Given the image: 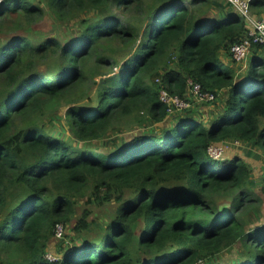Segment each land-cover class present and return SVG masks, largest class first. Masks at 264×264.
Listing matches in <instances>:
<instances>
[{
  "label": "trees",
  "instance_id": "obj_1",
  "mask_svg": "<svg viewBox=\"0 0 264 264\" xmlns=\"http://www.w3.org/2000/svg\"><path fill=\"white\" fill-rule=\"evenodd\" d=\"M251 10L264 13V0ZM46 16L77 30L64 40L23 34ZM249 29L224 0H0V264H264L251 166L208 153L236 140L264 153V45L251 47L245 70L225 61ZM158 76L184 99L192 79L220 110L207 124L191 112L110 149L74 146L123 117L165 121ZM63 109L72 140L44 122ZM90 196L115 201V215L101 237L51 261L57 224ZM237 245V259L221 258Z\"/></svg>",
  "mask_w": 264,
  "mask_h": 264
},
{
  "label": "rangeland",
  "instance_id": "obj_2",
  "mask_svg": "<svg viewBox=\"0 0 264 264\" xmlns=\"http://www.w3.org/2000/svg\"><path fill=\"white\" fill-rule=\"evenodd\" d=\"M155 0H147V6L151 8ZM254 13V12H253ZM264 15V13L260 14ZM254 13V16L261 18L262 16ZM141 19V17H140ZM77 30L75 24L62 23L53 16H46L41 22H38L29 27V29L24 32V35L47 38V37H57L62 40L65 39L69 33ZM225 61H232L233 58L231 54H228ZM244 62L241 65V70L247 68L248 58L243 60ZM174 67V65H171ZM240 70V71H241ZM156 79V77L154 78ZM189 89V88H188ZM190 92V89H189ZM190 102V107L187 110H183L172 115H169L165 121L157 123L155 121L149 120L145 123L144 126H141L138 123V116L134 115L131 117H123L117 120L112 125L111 130L105 137L94 140L92 142H81L79 140L73 139L68 123L65 121L64 109L58 111L53 115H49L44 122L46 126L51 129V132L59 135L60 137H65L66 139H73L74 146H84L89 144L92 148L96 150H105L110 149L114 145V141L126 139L130 140L136 135L142 134L143 132H151L153 130H158L160 132L161 128L174 125L177 120L180 119L183 115H189L193 112V115L197 119L202 120L207 124V122L214 119V116L220 110V103L216 101L215 103L208 102L205 100H197L195 98L187 99ZM223 147V155L221 160L233 159L235 157H240L245 159L247 163L251 166V176L250 180L252 182L251 188L255 193L256 198L259 199L257 203L260 204V208L254 212L255 218H261L263 216L264 220V153L257 146H252L251 144L240 142V141H228L221 144ZM87 197L80 199L75 214L72 216V220L65 226L64 225V235L62 238H57L54 236L49 244L48 253L53 256L58 257L59 252L62 248L67 246H72L74 243L81 241L83 237L89 239H98L102 236L103 232L106 229V225L109 220L115 215L117 203L115 201L107 202L102 199H96L94 196H90V201L87 202ZM224 208H230L228 203H223ZM89 212L88 222L90 223V228L85 231L76 232L74 227L79 222L80 218L83 216L84 211ZM242 253L240 245L232 248L231 251L224 253V256H221L223 260H235Z\"/></svg>",
  "mask_w": 264,
  "mask_h": 264
},
{
  "label": "built area",
  "instance_id": "obj_3",
  "mask_svg": "<svg viewBox=\"0 0 264 264\" xmlns=\"http://www.w3.org/2000/svg\"><path fill=\"white\" fill-rule=\"evenodd\" d=\"M227 3L234 6L248 21L250 24V29L247 38L242 42L236 43L231 47L232 58L237 62H243L249 56L251 47L254 44L264 45V16L258 18L254 16L251 10V3L254 0H224ZM156 84L159 85V98L160 101L167 107L168 116L174 113L187 110L190 107V102L178 95L171 94L164 86H162V78L160 76L155 79ZM190 93L193 98L197 100H205L212 102L215 100L216 96L213 92H202L201 85L194 82L192 79L188 80ZM222 143L212 144L208 148L209 155L214 160H221L223 155ZM64 235V225L57 224L55 229V236L57 238H62ZM47 258L51 261L57 260L58 257L52 254H47Z\"/></svg>",
  "mask_w": 264,
  "mask_h": 264
},
{
  "label": "crops",
  "instance_id": "obj_4",
  "mask_svg": "<svg viewBox=\"0 0 264 264\" xmlns=\"http://www.w3.org/2000/svg\"><path fill=\"white\" fill-rule=\"evenodd\" d=\"M264 16V15H263Z\"/></svg>",
  "mask_w": 264,
  "mask_h": 264
}]
</instances>
